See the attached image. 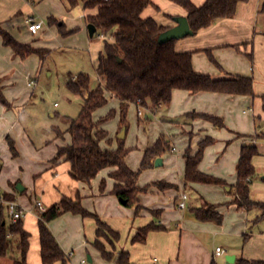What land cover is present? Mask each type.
Segmentation results:
<instances>
[{
	"label": "crops",
	"instance_id": "crops-1",
	"mask_svg": "<svg viewBox=\"0 0 264 264\" xmlns=\"http://www.w3.org/2000/svg\"><path fill=\"white\" fill-rule=\"evenodd\" d=\"M152 1L153 4L143 10L142 16L152 17L166 27L175 26L177 17L188 15L184 7L172 0ZM191 1L201 6L206 0ZM263 1L240 2L234 16L219 19L194 35L178 39L175 44L177 51H194L193 67L198 73L210 74L217 79L229 75L251 78L254 83V96L214 91L191 93L188 90L177 88L173 90L172 100L168 106L162 105L155 111H150L152 113L164 111L162 119L153 122L156 131H151L152 140L146 137L142 143L139 140V133L136 132L133 144L127 145L126 138L128 139L129 133L125 130L123 138L126 147L130 149L127 163L135 171L140 167L145 149L153 145L161 135L165 136L171 145V150L161 156L163 161L161 165L154 163L153 167L143 170L137 183L143 187L161 180L171 183V187L162 189L151 186L147 191L139 194L138 203L131 206L123 204L120 198L113 193L115 180L109 176L112 167L101 170L90 183H86L71 175V164L68 161L63 159L57 162L52 161L59 147L71 142L69 133L70 139L57 145L54 156L47 160L33 161L32 169H29L30 174L35 173L33 183L25 182L26 171L20 165V171H15L10 175V179L15 180L14 182L10 180V186L23 193L20 197L27 205L17 201L15 192L10 189L4 192L0 190L1 197L5 203L16 200L24 210L23 219L28 216L35 218L30 224L26 225L24 222L25 228L31 232L28 264H43L38 215L34 211L33 198L50 207L65 196L76 199L78 194L82 205L87 210L98 213L112 229L119 232L120 238L113 239L111 243L103 236L98 237V226L93 217L66 212L53 219L50 227L62 248L69 255L67 264H118L117 258L121 251L128 253L132 264H212L213 262L215 264H228L227 262L238 264L240 259H264V231L259 229L253 231V227L259 225V222L253 223L259 215V209L247 210L233 203L236 196L234 185L238 179L236 167L244 144L258 146L259 154L253 157V164L256 172L264 175V138L256 137L258 132L264 131V11L261 9ZM69 10L64 0H38L37 2L36 0H0V25L20 42L29 43L34 48L47 49L44 60H41L37 54L21 58L11 47L3 43L0 36V79L3 93L11 103V107L8 108L0 102V159L4 155L5 157L8 155L17 157L18 147L20 148L19 140L28 139L26 131L21 126L20 115L35 95L40 71L44 67L49 69L48 60L51 53V49L47 47L50 43L49 37L56 36L61 42L68 39L65 36L69 34L61 33L60 29L55 28V23H50L48 18L50 16L57 18L60 20L59 25L64 22L66 31L75 32L80 25H86L87 33L91 38L87 15L96 13L97 8L84 7V22L82 17H72ZM32 21H43V25L36 34L28 29ZM209 49L217 63L212 61L207 52ZM103 50L104 37L103 48L98 54L96 67ZM76 75H69V77L75 79ZM106 96L108 103L110 98L120 106V99L113 93L106 91ZM129 108L137 110L138 127L143 132L146 131L150 120L146 123L143 121L147 116L141 109L145 108L138 107L134 103L130 104ZM193 111L221 117L231 128V134L237 135L234 143L236 145L231 155L223 154L218 147L213 149L212 142L206 147L204 158L199 165L200 170L207 174L213 175L214 173L226 177L228 185L185 181L184 152L189 147L196 152L199 142L211 137L206 133L213 135V127H218L204 118L186 116L187 113ZM94 118L98 119L95 116ZM104 127L107 129V123ZM121 131L122 129L118 128L116 139L109 133L113 142L109 145L106 140H103L102 147H117V138H120ZM10 140L15 143L17 155H13ZM132 149L138 150L139 163L131 160ZM213 150H215L214 155ZM223 163L228 165L224 172L221 170ZM157 166L164 168L157 170L154 168ZM17 178L24 182L25 185L21 184L24 187L23 190L17 188L20 184L16 181ZM254 178L251 197L254 200L264 201V177L262 181H254ZM103 179L106 180L104 192L100 188ZM184 192L188 193L189 197L187 207L183 209L179 207V202ZM221 201L228 203L226 212H229L231 218L227 222L204 221L190 214L192 207H202L207 204L218 205L222 203ZM138 204L142 206V209L136 214ZM217 210L222 209L218 207ZM58 222H65V224L60 227ZM151 222L164 228L150 231L144 242H134L133 237L138 229ZM249 228L251 234L247 232ZM220 235L226 236L231 241L229 245L232 249L231 253L225 248V253L215 254L219 245L214 247V242ZM97 239L102 241L108 251L114 253L111 260L103 258L100 250L95 246ZM243 241L246 242L244 245ZM240 245L243 247L241 248ZM0 264H14V260L10 256H3L0 257ZM55 264H63V262L58 261Z\"/></svg>",
	"mask_w": 264,
	"mask_h": 264
},
{
	"label": "trees",
	"instance_id": "trees-1",
	"mask_svg": "<svg viewBox=\"0 0 264 264\" xmlns=\"http://www.w3.org/2000/svg\"><path fill=\"white\" fill-rule=\"evenodd\" d=\"M88 9L97 8L96 13L87 15L88 23L96 26V32L91 38L103 36L104 50L100 53L96 72L100 78L99 84L91 87L89 73L80 72L75 79L72 77L67 82V88L83 97L84 103L80 114L75 118L67 117L68 126L65 131L55 126L57 137H64L67 132L71 142L60 146L57 155L52 159H60L71 164V175L83 182L90 183L101 170L112 167L109 176L115 180L113 193L125 199V205L131 206L138 203L141 192L147 191L151 186L166 189L171 183L155 181L147 186H139L137 181L140 173L154 166L155 159L171 150L169 141L161 135L156 142L144 151L140 167L133 170L127 163L130 149L125 145L124 138H117V147L104 148L101 145L106 140L109 145L113 140L109 131L104 127L110 118L116 114L112 109L105 117L94 118V112L108 103L106 91L113 93L120 99V126L119 129L128 130L127 114L130 104H137L149 111H155L160 106H168L172 100L174 89H184L191 93L201 91H214L227 94H242L254 96L253 80L246 76H227L214 78L210 74L198 73L193 67L194 51H177V39L165 42L159 40L162 32L169 29L159 24L152 17H143V10L153 4L152 0H81ZM187 12V19L193 30V35L202 29L208 28L217 20L235 15L238 4L248 0H206L201 6L195 5L191 0H172ZM68 7L78 4L79 0H66ZM264 11V1L262 4ZM50 23H59L60 20L50 16ZM63 34L74 31L64 30V22L60 25ZM0 36L3 43L11 47L21 58L37 54L41 60L45 59L47 49L34 48L29 43L17 40L9 31L0 25ZM213 62L211 50H207ZM264 100V96H263ZM0 102L10 108L11 103L3 93L0 79ZM264 107V106H263ZM186 116L191 118H204L215 126L223 127L221 117L207 113L189 112ZM149 118L143 121L148 122ZM257 138H264V131L256 134ZM13 155L17 150L13 140H10ZM213 139L207 137L199 142V148L193 152L189 147L184 152L186 160L185 181L202 182L216 185H228L227 181L207 174L200 170L199 165L204 158L205 149L212 144ZM259 154L256 144H244L241 148L237 163L238 179L234 185L235 198L233 203L239 208L247 210L259 209V215L253 220L256 224L264 218V201L254 200L251 197L252 180L256 174L253 157ZM101 191L106 188V180L101 182ZM218 205L207 204L202 207H192L190 214L200 220L223 221V214L217 210ZM142 206L136 207V214ZM38 215V228L40 234L41 259L43 264H55L58 261L67 264L69 255L62 248L53 233L50 222L66 212L80 213L91 216L97 222V235L108 238L113 242L120 238L118 231L108 225L98 213L87 210L81 203L80 195L76 199L63 197L58 203L41 211L34 206ZM164 227L151 222L138 229L133 237L134 242H144L150 231L161 230ZM31 232L24 226L23 218L15 222L7 221L6 206L0 202V257L10 256L14 264H28L27 256L30 248ZM95 246L100 250L106 260L114 257L112 251L97 239ZM118 264H132L127 252L121 251L117 258ZM212 264H215L214 262ZM238 264H264V259H240Z\"/></svg>",
	"mask_w": 264,
	"mask_h": 264
},
{
	"label": "rangeland",
	"instance_id": "rangeland-1",
	"mask_svg": "<svg viewBox=\"0 0 264 264\" xmlns=\"http://www.w3.org/2000/svg\"><path fill=\"white\" fill-rule=\"evenodd\" d=\"M37 1L38 0H36V2ZM65 1L66 0H64V2ZM69 9L72 17H82L83 22L85 21L83 18L85 10L81 0H79L78 4L70 6ZM46 24L48 25V21H46ZM55 28L60 29L61 26L56 23ZM65 37H68V39H66L64 42H61L56 36L49 37L48 40L50 43L47 46L51 49L48 60L49 69L44 67L40 71L38 83L36 84L35 95L26 109L21 112V126L26 131L28 139L24 141L19 140L20 148L17 146L19 151V155L17 157H13L12 155H6L7 157H5L4 155L2 159H0V190L4 192L5 190L10 189L11 191L15 192L17 201L23 205H27L25 200L20 197V195L23 193L10 186L9 182L13 179H10V175H12V173L15 171H20V166H22L26 171L24 179L25 182L27 184L33 183V175L35 173L33 175L29 173V169H32L33 161H40L41 159L47 160L51 158L57 151V145H61L70 139V136L67 132L64 134V137H57L54 127L58 126L61 130L65 131L68 126L66 117L75 118L82 110L84 103L83 97L79 94L71 92L67 88L66 82L70 78L69 75L73 76L80 72L89 73L91 76L92 88H95L100 81V78L96 72V64L98 54L103 48V36L90 38L87 33L86 25H80L77 27L75 32ZM112 109L116 110V114L108 120L107 129L109 130L110 135L116 139V131L120 126L119 105L115 104L114 100L109 98V103L98 108L94 112V116L98 118L105 117ZM141 110L150 120L149 128L143 132L137 124V110L135 108H129L127 114V121L129 123V136L128 139L126 138L127 145L133 144L135 141L134 138H136V132L139 133L140 142L143 143L146 140V137H149L152 140L151 131H156L153 122L161 120L164 112L161 110L157 113H152L146 109ZM223 121V127H213V135L211 133L206 134H209L213 138V149L218 147L221 152L223 151V154L228 153L231 155L233 153V147L236 145L234 143L236 142L237 135H232L231 128L227 124L226 120L223 119ZM249 134L250 133H248V135ZM137 151V149L131 150V160H135V162L139 163L140 159H138ZM214 154L215 150H213V155ZM221 166L222 172L226 171L228 168V165L226 166L225 163H223ZM154 168L161 170L164 167L157 166ZM213 175L218 178L222 177L214 173ZM263 177L264 175H259L257 171L254 181H262ZM222 178H225L226 181L228 180L226 177ZM18 179L19 178L16 180L17 182L25 185L23 181H19ZM12 181L14 182L15 180ZM33 201L32 203L35 205L37 200L33 198ZM221 202L222 203L218 204V207L222 209L220 212L223 214V221L227 222L231 218L229 212H226L228 203H223L224 201ZM6 218L9 222L10 219L7 209ZM34 219L35 218L28 216L23 220L27 225L30 224ZM262 219V221L260 220L261 222L259 221L258 226L256 225L253 227L254 232L258 229L264 231V218ZM64 224L65 222H58V226L60 227L64 226ZM247 232L248 234H251L250 228ZM104 238L108 241V238ZM230 243L231 241L229 238L227 239L226 236L220 235L214 242V247L219 245L223 248H227L228 252L231 253L232 249L229 247ZM245 243V241L242 242L243 245ZM243 245H240L241 248ZM227 263L230 264L229 262Z\"/></svg>",
	"mask_w": 264,
	"mask_h": 264
},
{
	"label": "built area",
	"instance_id": "built-area-1",
	"mask_svg": "<svg viewBox=\"0 0 264 264\" xmlns=\"http://www.w3.org/2000/svg\"><path fill=\"white\" fill-rule=\"evenodd\" d=\"M105 1H109V0H105ZM42 25H43V21H39V22L32 21L29 23L28 29L32 33L36 34ZM188 197H189V195L186 192L181 194V200L179 202L180 208L184 209L187 207ZM0 202L6 206V209L8 210L9 215H10V221L11 222H15L18 219L23 218L24 210L22 209L21 205L16 200H11V201H8L7 203H5V201L3 200V198L0 195ZM35 206H37L41 211H45L47 209V206L42 201H39V200H37L35 202ZM225 252H226V249L221 247V246H218L215 250L216 255H221Z\"/></svg>",
	"mask_w": 264,
	"mask_h": 264
},
{
	"label": "water",
	"instance_id": "water-1",
	"mask_svg": "<svg viewBox=\"0 0 264 264\" xmlns=\"http://www.w3.org/2000/svg\"><path fill=\"white\" fill-rule=\"evenodd\" d=\"M176 25L173 27H170L168 30L162 32L159 36V40L162 42L171 40V39H180L189 35H193V30L190 27L189 21L187 17L185 16H180L175 19ZM88 30L89 34L92 37L94 33L96 32V26L93 23L88 24ZM125 136V129H122V131L119 134L120 138H123ZM162 158L158 157L155 161L156 165H161L162 164ZM17 188L20 190H23L24 187L21 184L17 185ZM120 201L123 204H126V200L120 198Z\"/></svg>",
	"mask_w": 264,
	"mask_h": 264
}]
</instances>
